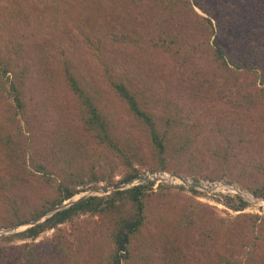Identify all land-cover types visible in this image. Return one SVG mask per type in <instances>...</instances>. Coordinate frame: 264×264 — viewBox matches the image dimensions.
<instances>
[{"label": "rangeland", "instance_id": "374dc122", "mask_svg": "<svg viewBox=\"0 0 264 264\" xmlns=\"http://www.w3.org/2000/svg\"><path fill=\"white\" fill-rule=\"evenodd\" d=\"M204 1L214 12L212 21L216 34L206 20L209 14L192 6L193 0H3L0 26H3L2 32L4 27L8 32L5 30L0 43L2 51L28 67L29 77L25 91L28 107L12 131L20 150L11 149L15 143L0 144V218L8 209L6 200L10 198L25 208L40 206L44 197L55 194V181L36 172L32 158L44 162L58 181L63 178L62 168L67 160L71 162L77 151V160L85 158L86 163L107 169L115 165L116 180L125 172L121 159L98 148L80 124L77 101L62 65L65 58L98 97L117 133L131 138L138 147V156L133 155V160L145 172L156 171L149 169L156 164L154 147L148 134L142 132L141 122L127 113L125 102L111 86L103 57L111 63V77L127 79L130 89L159 119L172 116L177 120L180 114L197 125L202 132V144L197 143L203 147L205 160L210 159L207 141L214 139L215 143L224 144L228 136L236 146L235 159L239 167L246 163L252 173L255 167L264 165V0ZM217 33L226 55L241 59L242 68L230 64L221 69L222 66L215 63ZM161 38L176 39L178 44L167 50L159 42ZM7 102H10L7 94L1 95L0 129ZM64 148L63 161H60L54 149L60 153ZM76 165L77 162H71L67 168L73 170ZM250 177H245L247 183ZM213 180L223 181L221 188L201 190L204 194L197 198L207 204L205 209L209 215L235 220L239 211L229 209L218 198H223L222 193L236 194L231 188L234 184L244 192L254 193L228 177ZM159 183L184 185L156 182L155 186ZM105 185L109 184L102 182L100 187ZM88 186L80 195L100 188ZM250 202L252 205L246 212L264 214L263 202L259 203L258 199ZM163 216L169 217L168 221L173 224L177 220L172 213ZM162 220L152 214L143 233L144 242H136L138 254L149 248L151 259L144 262L195 264L196 260H201L202 248L195 242L179 261L175 254H164L171 257L168 261L154 251L151 237L166 227ZM6 228L10 227L0 229ZM25 228L0 234V264H18L20 257L15 246L25 241L19 238L7 241L1 236ZM105 228L100 216L80 214L61 224L59 230L45 231L35 241L42 247L45 240L53 241L61 234L73 251L81 253L79 264H83L88 255L90 261L95 262L91 254H98L96 249L103 243ZM241 235L245 242L253 240V236L247 237L244 232ZM262 236L257 241L258 254H264V233ZM45 247L48 246L44 244ZM233 248L236 254H243L245 250L235 245Z\"/></svg>", "mask_w": 264, "mask_h": 264}, {"label": "trees", "instance_id": "16d2710c", "mask_svg": "<svg viewBox=\"0 0 264 264\" xmlns=\"http://www.w3.org/2000/svg\"><path fill=\"white\" fill-rule=\"evenodd\" d=\"M151 1L169 2L170 0ZM2 3L3 0H0V19ZM192 3V6H198L209 14L206 20L216 34V26L212 21L214 12L208 3L204 0H193ZM2 28L3 26H0V43L6 35L5 30H8L4 27V32H2ZM216 37L217 40L214 41L215 44L213 43L216 45L213 59L215 63L222 66L221 69H226L230 64L242 68L243 61L235 59L232 55L228 57L225 48L219 42L218 33ZM159 42L167 50L178 44L176 39L161 38ZM102 59L105 70L110 76L111 86L125 102L127 113L141 122L142 132L148 134L154 147L153 154L156 164L151 165L150 170L174 172L182 176L212 180L228 177L232 181L241 183L256 196L264 198V165L255 167V172L252 173L247 170L246 163L239 167V162H236L235 159L237 156L236 146H233L232 140L228 136L225 137L227 142L224 144L215 143L214 139H211V142L207 141L206 149H208L210 159L205 160L206 154L200 145V143L202 144L200 141L202 132L197 129V125L190 123V118L185 120L183 115L181 117L180 114H177V120L172 116H168L165 118L166 120L159 119L130 89L127 79L111 77V63L104 57ZM62 65L65 69L69 89L77 101L80 124L83 125L91 139L95 140L98 148H102L106 154H113L121 159V163L125 166V172L121 179L116 180L115 165L112 164L107 169L100 168L96 163H86L85 158L77 160L79 154L77 151L71 160L73 164L77 162L75 169L69 170L67 165L70 167L71 162L64 161L66 166L62 168L64 170L63 178L58 181L44 162L32 158L34 170L42 173L48 180L55 181V194L44 197L40 206L31 205L25 208L17 205L12 198L6 200L8 209L3 212V216L0 218V228L30 222L54 206L84 191L87 185L97 188L102 182L118 184L146 173L145 169L136 166L133 160L134 156H138V147L130 141L131 138L127 139L117 133L111 116H108L105 109L101 108L98 97L87 86L88 84L82 82L83 80L78 77L77 70L69 60L65 58ZM28 77L29 68L20 61L16 62L12 57L7 56L0 45V96L7 94L10 98V102H7L5 108V120L1 124L0 144L12 145L15 143V147L11 146L12 150H17V148L20 150L19 143L12 138V131L28 107L25 93ZM46 149L48 150V145ZM65 150L64 148L59 153L54 149L55 156L59 155L60 161H63L61 158L64 156ZM239 168L240 170H238ZM246 176H251L247 179L248 183L245 181ZM5 184L4 182V186H6ZM155 185V181L149 180L106 195L90 196L58 211L36 225L11 235L1 236V239L7 241L16 238L25 240L15 246V252L20 257L18 264H79L81 253L79 250L73 251L66 238L61 234H58L53 241L45 240L42 247L35 240L45 231L59 230L61 224L72 221L80 214H91L100 216L106 228L104 229L103 243L96 249L98 254H91V257L95 258V262H91L88 255L83 264H134L135 262L147 264L144 261L151 256L148 252L149 248L138 254L136 242H144L142 238L146 223L149 217L155 214L163 219L162 222L166 223V227L161 229L157 236L151 237L153 242L151 244L155 246L154 251L157 250L168 261L171 260V257L164 254H175L177 255L176 260L179 261L180 258H185L183 255L195 242L196 246L202 248L199 252L201 260H196L195 264H264V254L257 253L260 246L257 241L263 237L262 233H264V214L246 212L245 210L252 204L243 195L222 193L223 198H218V201L229 209L239 211L236 219L230 220L225 217L209 215L210 213L205 209L207 204L197 198L204 194L199 189L167 183ZM186 190L190 193L185 192ZM171 213L173 216H177L174 224L168 221L169 217L163 216L164 214L171 215ZM241 232H244L247 237L253 236V240L245 242ZM229 239L233 243L228 242ZM44 244L48 247L43 248ZM231 245L245 248L244 253L236 254ZM58 254H61L62 257L59 258ZM226 254L230 256L227 257Z\"/></svg>", "mask_w": 264, "mask_h": 264}, {"label": "water", "instance_id": "95a60500", "mask_svg": "<svg viewBox=\"0 0 264 264\" xmlns=\"http://www.w3.org/2000/svg\"><path fill=\"white\" fill-rule=\"evenodd\" d=\"M165 173H167V172L149 171V172H146L144 174H140L137 177H134V178H132L126 182H121L118 184H109V185L102 186L98 189H93L88 194L80 195V193H78V194L74 195L72 198L65 200L61 204H58V205L54 206L53 208L49 209L48 211H46L45 213L39 215L37 218L33 219L30 222H27V223L22 224V225H17L14 227L6 228V229H0V234L3 232L17 231L18 229H20V227H24V226L27 228L29 226L36 225V224L46 220L48 217L57 213L58 211L66 209L69 206H71L72 204H74L80 200L86 199L90 196L106 195V194H109V193L114 192L116 190L130 188V187H133L135 185L147 182L149 180H153L156 182H172V183L178 182V183H182V184L186 185L189 188H195V189L207 190V191L216 190L217 188L220 189L221 185H223L222 184L223 181H221V180L215 181V180H206V179H202V178H190V177L178 175L175 173H170V174L173 175L174 177L178 178V180L166 181L163 179V176H162ZM231 188H232L233 192H237V193L243 195L249 201L256 202V199H258L259 203H262V202L264 203V198L258 197L255 194L254 195L250 194L249 192H244V191H242V189L238 188L235 184L232 185Z\"/></svg>", "mask_w": 264, "mask_h": 264}, {"label": "bare ground", "instance_id": "6f19581e", "mask_svg": "<svg viewBox=\"0 0 264 264\" xmlns=\"http://www.w3.org/2000/svg\"><path fill=\"white\" fill-rule=\"evenodd\" d=\"M162 176H163V179L166 180V181H175V180H178V178L174 177L173 175L169 176L166 173L163 174Z\"/></svg>", "mask_w": 264, "mask_h": 264}]
</instances>
